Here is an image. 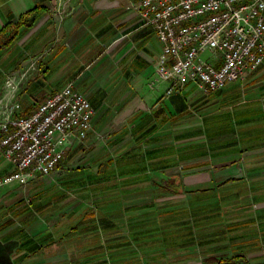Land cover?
Instances as JSON below:
<instances>
[{"label": "crops", "instance_id": "1", "mask_svg": "<svg viewBox=\"0 0 264 264\" xmlns=\"http://www.w3.org/2000/svg\"><path fill=\"white\" fill-rule=\"evenodd\" d=\"M133 1L0 0V96L41 55L24 111L69 83L94 108L49 174L5 182L0 151V264H264V62L170 91Z\"/></svg>", "mask_w": 264, "mask_h": 264}, {"label": "built area", "instance_id": "2", "mask_svg": "<svg viewBox=\"0 0 264 264\" xmlns=\"http://www.w3.org/2000/svg\"><path fill=\"white\" fill-rule=\"evenodd\" d=\"M132 7L162 43L156 74L169 90L224 87L264 62V0H137ZM43 74L41 55L8 72L0 96V151L14 163L5 182L49 174L75 139L93 128L88 94L69 83L31 112L17 97L25 79Z\"/></svg>", "mask_w": 264, "mask_h": 264}, {"label": "rangeland", "instance_id": "3", "mask_svg": "<svg viewBox=\"0 0 264 264\" xmlns=\"http://www.w3.org/2000/svg\"><path fill=\"white\" fill-rule=\"evenodd\" d=\"M17 30V29H16ZM11 33H13L14 32V35L16 34V32L18 33V30L17 31H15V28H12L11 29V31H10ZM4 34V33H3ZM5 41V38H4V36L3 37H1L0 38V43H2V42H4ZM20 100H21V98H20Z\"/></svg>", "mask_w": 264, "mask_h": 264}, {"label": "trees", "instance_id": "4", "mask_svg": "<svg viewBox=\"0 0 264 264\" xmlns=\"http://www.w3.org/2000/svg\"><path fill=\"white\" fill-rule=\"evenodd\" d=\"M21 24H22V21H19V22L17 23L18 26H20ZM31 24H32V22H29V23H28V25H31ZM6 29H7V28H4V29H2V31H0V32L5 31ZM12 39H13V36L10 37L8 41H11ZM24 112H25V111H24Z\"/></svg>", "mask_w": 264, "mask_h": 264}]
</instances>
